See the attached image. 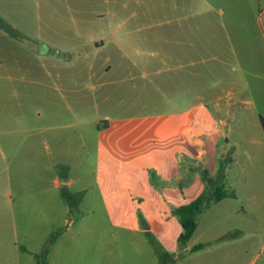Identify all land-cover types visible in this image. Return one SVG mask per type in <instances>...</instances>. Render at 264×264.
I'll use <instances>...</instances> for the list:
<instances>
[{
	"label": "rangeland",
	"instance_id": "rangeland-1",
	"mask_svg": "<svg viewBox=\"0 0 264 264\" xmlns=\"http://www.w3.org/2000/svg\"><path fill=\"white\" fill-rule=\"evenodd\" d=\"M143 3L131 0L128 10H121L117 16L128 33L112 31L123 38L122 43L106 47V56L96 59L88 56L93 50L88 43V34L94 32L89 28L93 10H81L80 15L76 10H28V72L35 68L41 73L45 66L60 73V81L47 79L53 87L48 97L60 113L69 114V104L75 107L81 136L59 152L49 142L55 154H47L42 126L58 119L45 115L40 94L32 95L41 86L33 83L37 78L29 74L28 80L17 78L6 91L3 86L9 83L0 80V264H264V133L252 116L264 108V96L228 85L238 71L213 54L225 38L217 10H142L151 2ZM28 4L34 9L33 0ZM5 11L16 25L25 19L20 12ZM72 17L85 27L79 36H54L50 28L58 26L63 32ZM44 37L63 47H47ZM35 54L59 60L29 59ZM42 77L38 74V80ZM25 88L28 100L22 93ZM202 98L214 113L219 105L217 114L232 139L226 149L239 141L253 148L252 157L239 155L228 165L227 179L237 197L212 202L200 212L192 236L180 246L181 225L172 209L165 213L168 221L162 219L161 229L150 231L141 229L142 220L133 223L107 210L97 190L98 163L91 140L105 124V115L133 117L128 125L144 127L169 115L180 118L174 113H183ZM67 117H59L60 123L68 122ZM29 120L38 129L39 142L33 149L28 143ZM119 133L114 126L112 134ZM246 136L255 143L241 141ZM216 162V154H210L197 164L213 174ZM63 172L73 181L55 186L53 178L60 179ZM82 187H86L83 196L77 192ZM198 242L205 245L193 250ZM46 245L48 253L42 258Z\"/></svg>",
	"mask_w": 264,
	"mask_h": 264
},
{
	"label": "crops",
	"instance_id": "crops-1",
	"mask_svg": "<svg viewBox=\"0 0 264 264\" xmlns=\"http://www.w3.org/2000/svg\"><path fill=\"white\" fill-rule=\"evenodd\" d=\"M129 1L131 0H33L32 9L28 0H0V17L4 23L19 33L16 32L17 35L13 36L0 27V80L9 83L3 86L6 91L9 86H13L11 81L17 78L28 80V74L32 78H37L33 83L41 85V88L39 87L40 91L34 88L32 95L40 94L45 115L58 119L55 124L42 126L44 136L42 135L41 140L45 143L47 154L52 152L55 154L49 142L55 145L53 149L56 152H59V149L67 150L73 144L75 136H81L78 128L80 122L75 121L73 105H67L69 114L60 113L58 108L53 109V98L48 97L53 95V87L47 79L61 80L60 73L55 68L42 66L44 71L41 73L35 68L28 72L30 69L27 42L28 10H76L79 15L81 10H93L89 28L94 32L88 34V43L93 50L88 56L92 55L96 59L100 54L106 56L104 52L106 47L117 48L118 44L122 43L123 38L115 36L112 31L128 33V26L121 16L117 15L121 14V10H128ZM147 1L136 0V4L141 5L144 2L145 5ZM150 2L142 10L206 12L217 10L219 29L225 38L217 44L213 54L218 62L232 63L234 65L232 69L238 71L228 80V85L238 89H249L250 94L264 96V0H150ZM5 10L12 14L20 12L25 16L24 21L16 25L6 17ZM113 16L116 18L115 22L111 21ZM78 22L79 18L75 20L72 17V23L67 25L63 32L58 26H52L50 29L54 31V36L63 35L73 39L79 36L82 28H85ZM97 32L102 33L97 35ZM50 37L53 38V35L50 34ZM43 42L47 47H63L59 41H52L47 37H44ZM76 56L81 57L80 53ZM33 58L45 62H49L50 59L59 60L58 57L45 54L29 57ZM38 74L44 75L41 81L38 80ZM22 93L28 100L30 94L28 89L25 88ZM214 111L216 113L205 105V99L202 98L183 113H174V117L178 115L180 118L171 119L169 115L167 119L151 121L144 127H139L138 124L128 125L134 121L133 117L126 119L105 115V124L97 129V135L93 136L91 141L98 163L95 173L97 190L107 210L133 223H137L138 219L142 220L143 231L160 230L162 219L164 222L168 221L164 218L168 209L187 203L203 189L202 169L197 163L206 162L210 154H216L218 159L226 152L231 155V162L239 155L251 158L253 148L250 145L242 146V142L233 141L230 148L226 149L227 143L229 144L232 139L228 130L224 128L226 123L221 114H217L219 105H215ZM35 113L40 112L36 110ZM253 113L252 116L257 117L260 124L259 117H264V108ZM62 116H68V122L60 123L59 117ZM117 125L120 133L113 135L112 130ZM63 128L67 130H62ZM37 130L35 122L29 120L28 143L32 149L34 144L39 142ZM47 130L49 131L45 133ZM151 130H154V134H149ZM134 131L136 134H133ZM223 138L225 145H221ZM241 141L255 143L249 136L243 137ZM84 144L81 138L80 146L83 147ZM45 166L47 167V164ZM65 167L67 168L66 165ZM216 168L217 165L215 171ZM184 177L189 180L188 184L183 182ZM72 181L73 178L66 172L62 173L60 179L53 178L55 186L70 184ZM85 188L82 187L77 192L83 196ZM48 197L49 194L46 193V198ZM72 202L74 206L78 205L76 199Z\"/></svg>",
	"mask_w": 264,
	"mask_h": 264
},
{
	"label": "trees",
	"instance_id": "trees-1",
	"mask_svg": "<svg viewBox=\"0 0 264 264\" xmlns=\"http://www.w3.org/2000/svg\"><path fill=\"white\" fill-rule=\"evenodd\" d=\"M0 27L4 28L7 32L16 36V32L12 27L4 23L0 17ZM260 125L264 133V117L260 116ZM231 155L226 157L220 156L217 159V168L215 173H209L207 169L201 170V178L203 181V189L193 199L187 203H183L175 206L172 211L178 216L179 223L181 225V232L178 235V243L180 246L187 243L192 236L194 230L197 227V216L200 212L205 210L212 202L219 201L221 199L230 197H236V191L231 186L227 179V167L231 163ZM205 245L203 242H198L192 246L193 250L202 248ZM48 252L47 245L43 248L40 256L45 258ZM42 264H46L42 261Z\"/></svg>",
	"mask_w": 264,
	"mask_h": 264
}]
</instances>
